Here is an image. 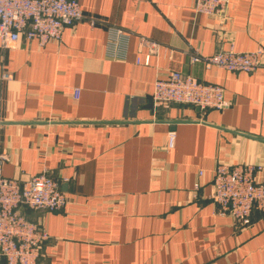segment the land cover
Segmentation results:
<instances>
[{
  "label": "crops",
  "instance_id": "0c3cea01",
  "mask_svg": "<svg viewBox=\"0 0 264 264\" xmlns=\"http://www.w3.org/2000/svg\"><path fill=\"white\" fill-rule=\"evenodd\" d=\"M78 1L84 18L61 41L0 44L4 175L67 179L64 208L24 209L49 234L37 264H264V211L241 225L210 198L218 163L264 167V67L192 60L264 47V0H231L222 16L194 0ZM109 26L132 34L126 59L105 55ZM139 36L160 44L150 65ZM170 71L222 86L229 106H155Z\"/></svg>",
  "mask_w": 264,
  "mask_h": 264
},
{
  "label": "built area",
  "instance_id": "2783aa9c",
  "mask_svg": "<svg viewBox=\"0 0 264 264\" xmlns=\"http://www.w3.org/2000/svg\"><path fill=\"white\" fill-rule=\"evenodd\" d=\"M230 4L231 0H194L193 8L196 13L222 16ZM83 18L84 11L78 0H0V44L2 48H13L21 39L37 40L40 46L59 42L65 28ZM131 36L122 28L109 26L105 55L126 59ZM139 42L148 53L143 62L137 63L150 65L151 56L158 52L160 44L145 36H139ZM192 60L203 62L207 67L253 72L264 67V47L245 52L231 48ZM78 95L76 89L75 96ZM152 102L155 106L190 104L200 110H223L229 106L222 86L201 82L180 71L156 77ZM174 144L175 134L171 132L168 147ZM9 159V152L0 148V264H37L49 234L44 226L30 220L24 209L58 211L64 208L67 197L62 184L67 179L55 178L48 170L27 180L6 177L3 168ZM263 173L264 167L260 164L218 163L210 194L215 210L241 225L250 224L255 210L264 211Z\"/></svg>",
  "mask_w": 264,
  "mask_h": 264
},
{
  "label": "water",
  "instance_id": "95a60500",
  "mask_svg": "<svg viewBox=\"0 0 264 264\" xmlns=\"http://www.w3.org/2000/svg\"><path fill=\"white\" fill-rule=\"evenodd\" d=\"M152 102V101H151ZM152 104H153V102H152Z\"/></svg>",
  "mask_w": 264,
  "mask_h": 264
}]
</instances>
